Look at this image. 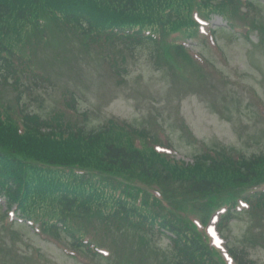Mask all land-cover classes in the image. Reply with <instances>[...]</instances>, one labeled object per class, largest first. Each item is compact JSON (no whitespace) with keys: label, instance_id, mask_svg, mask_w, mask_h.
<instances>
[{"label":"trees","instance_id":"16d2710c","mask_svg":"<svg viewBox=\"0 0 264 264\" xmlns=\"http://www.w3.org/2000/svg\"><path fill=\"white\" fill-rule=\"evenodd\" d=\"M255 5V0H0V87L6 90L13 80L15 91L20 75H29L27 80L36 85L38 77L46 78L37 72L40 50L60 53L67 44L116 68L115 55L101 38L112 24L130 31L140 27L130 40L122 38L124 45L139 53L150 50L159 68L202 70L206 63L183 47L186 39L200 38L196 18L218 14L234 28L236 18H246ZM252 24L245 29L257 30L264 45V27ZM144 31L151 35L140 37ZM113 39L114 33L107 36V41ZM196 73H187V81ZM68 110L73 111L72 104ZM15 113L10 101L0 98V198L8 208L16 205L23 218L41 222L40 231L54 232L56 239L59 228L44 221L43 208L64 228L67 223L99 228L115 250L109 251L108 264H226L192 218L204 225L215 208L241 198L256 208L250 217L263 221L264 191L256 189L264 186V156H235L222 148L185 165L156 151L157 143L140 141L143 147L137 148L132 136L144 134L129 135L115 126L87 131L66 113L47 119ZM226 215L227 225L230 211ZM249 223L250 231L264 236V224ZM120 234L133 236L146 250L155 236H164L169 245L151 261L158 250L153 246L150 256L139 255L136 263L115 247ZM229 252L237 264H254L237 249Z\"/></svg>","mask_w":264,"mask_h":264},{"label":"rangeland","instance_id":"374dc122","mask_svg":"<svg viewBox=\"0 0 264 264\" xmlns=\"http://www.w3.org/2000/svg\"><path fill=\"white\" fill-rule=\"evenodd\" d=\"M257 8L253 17L264 26V0ZM211 24L213 28L224 27L220 18ZM230 33L217 31V50L209 40L187 43L216 67L220 80L190 67L179 72L169 66L157 70L150 50L127 59L125 70L116 76L111 70H100L95 58L67 44L64 58L52 67L42 59L54 77L53 86L37 88L32 99L22 85L25 92L19 104L46 118L73 98L80 115L78 123L87 130H98L112 120L130 127V134H146L152 142L161 144L167 139L175 160L185 163L201 152L221 147L248 158L264 155V115L260 110L264 108V45L256 36L247 41ZM194 71L196 75L188 82L187 73L193 75ZM249 221L246 215L236 217L223 230L224 238L238 250H246L256 263L264 264V236L261 239L259 231L249 232ZM31 237L22 227L6 232L0 224V264H79L53 245ZM154 242L161 249L151 261L165 253L166 242ZM136 254L139 257L137 250Z\"/></svg>","mask_w":264,"mask_h":264}]
</instances>
